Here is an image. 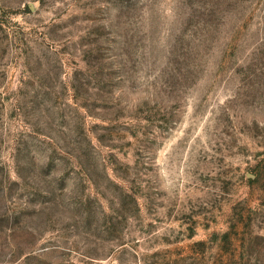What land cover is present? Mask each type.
<instances>
[{
  "label": "rangeland",
  "instance_id": "374dc122",
  "mask_svg": "<svg viewBox=\"0 0 264 264\" xmlns=\"http://www.w3.org/2000/svg\"><path fill=\"white\" fill-rule=\"evenodd\" d=\"M0 264H264V0H0Z\"/></svg>",
  "mask_w": 264,
  "mask_h": 264
}]
</instances>
